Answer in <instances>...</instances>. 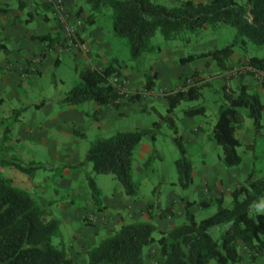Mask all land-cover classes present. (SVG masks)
I'll return each instance as SVG.
<instances>
[{
    "label": "rangeland",
    "instance_id": "374dc122",
    "mask_svg": "<svg viewBox=\"0 0 264 264\" xmlns=\"http://www.w3.org/2000/svg\"><path fill=\"white\" fill-rule=\"evenodd\" d=\"M153 1L172 6L162 0ZM244 1L237 0L239 3ZM41 2L48 12L45 22L50 19L53 25L47 33L57 35L61 45L53 46L54 52L45 57L40 55L42 51L35 53L32 49L35 54L23 64L6 67L13 78L5 79L0 69V160L12 161L23 168L0 166V177L8 179L11 186L34 197L58 221V232L51 237V243L64 249L72 260L86 264L85 251L117 229L111 226L106 230H94L95 223L100 219L104 221L105 215L95 218L86 175L92 177L99 187V198L101 205L106 206V212H115L117 200L144 203L145 208L150 209V214H142L131 221L125 218L122 223L150 222L154 226L152 236L157 238L161 231L183 222V209L178 210L183 199L193 201L189 210L195 220H199L215 211L216 203L212 194H218L216 188L219 183L222 186V206L228 208L231 205L228 190L233 185L242 183L247 175L254 179L264 174V129L253 130L251 120L244 112L240 127L235 131V137L240 141L236 147L241 157L238 165L225 166L220 147L211 138L217 105L222 101V88L235 95L237 85L241 82L249 92L257 93L264 102V89L260 85L264 74L255 72L248 75L244 67L247 56L263 57L264 49L250 43L234 47L225 70L218 69L209 58L179 64L178 58L187 53L220 47L232 40L233 27L217 24L207 26L197 33L184 32L168 40L156 32L150 38V43L157 46L158 50L131 59L125 40L113 36L111 32V11L108 7L92 11L86 0H61L66 23L72 33L86 45V51L79 52L66 46L52 5L46 0ZM20 17L22 20L27 18L26 10ZM89 18L93 20L91 24L86 23ZM37 24L33 20L26 28L34 29ZM77 27H82V30L96 28L97 33H88L87 36H94L97 40V35H102L100 41L110 49L108 56L105 57V53L98 57L93 55L94 58L90 59L92 51L78 33ZM35 43L39 44L37 40L33 45ZM113 58L117 60L115 65L120 71V77L115 81L117 86L111 77L107 82L122 93H139V100L125 105L121 100L117 109L104 108L103 115L100 117L98 114L96 119L92 116L96 108L92 102L75 105L61 102L64 94L78 82L76 68L82 65L102 68ZM152 71H157L159 75L154 79L153 88L143 91L144 77ZM240 74L243 76L241 81ZM194 80L202 85L200 97L181 101L170 114L173 122L170 127L167 121L160 118L166 115L164 97L180 87L192 84ZM197 106H203L204 112L189 116L183 114L184 110ZM152 122L159 123L154 140L142 136L132 153L131 178L137 185L135 197L126 196L109 174L91 172L90 163L84 161L90 141L96 137L111 136L116 131L150 128ZM261 123L264 124V111ZM175 136L181 138L185 158L191 165V181L185 187L178 183L174 166V160L179 156L172 141ZM246 144H250L251 148H246ZM207 189L211 190L210 195ZM261 203H264V197ZM167 206L171 211L174 210V214L171 212V216L158 217L159 212ZM249 212L261 213L256 212L254 207ZM117 214L113 215V219H116ZM261 214L264 216V213ZM89 216L91 219H88ZM223 228L212 227L209 233L216 238ZM260 239L264 242V236ZM238 251L243 260L235 264H252L248 261L246 246L240 242ZM142 256L143 264H161L155 243L145 246ZM255 259L256 264H264V244ZM211 264L215 263L211 261Z\"/></svg>",
    "mask_w": 264,
    "mask_h": 264
},
{
    "label": "trees",
    "instance_id": "16d2710c",
    "mask_svg": "<svg viewBox=\"0 0 264 264\" xmlns=\"http://www.w3.org/2000/svg\"><path fill=\"white\" fill-rule=\"evenodd\" d=\"M90 10L98 11L108 7L111 11V32L125 40L129 57L137 58L142 53L158 50L150 43L157 32L163 39H174L184 32L197 33L207 26L223 24L233 27L232 40L220 47H210L199 52L187 53L178 58L179 64L197 59L209 58L218 69L225 70L227 60L236 46L247 43L264 49V0H182L174 6H164L152 0H86ZM92 18L86 23L91 24ZM43 45L51 48L61 45L57 35L45 33L32 35ZM42 56L43 53H40ZM115 58L102 68L82 65L75 69L78 82L62 97L61 102L75 105L92 102L96 119L104 108L117 109L121 100L131 103L139 100V93H119L107 79H118L120 71ZM245 73H264V56L249 55L244 62ZM156 71L144 77L143 91L154 86ZM181 77V76H180ZM182 78V77H181ZM243 76L239 75V81ZM183 79V78H182ZM264 89V80L260 83ZM202 85L194 80L192 84L167 94L166 115L160 117L173 126L170 114L181 102L198 99ZM34 106H38L34 104ZM264 102L255 92H249L239 82L237 93L231 95L222 88V101L217 105L211 138L220 147L225 166H235L241 161L236 152L240 141L235 131L242 122V113L250 118L254 130L264 129L261 123ZM203 106L188 108L185 115L203 113ZM159 127L152 122L150 128L133 131H116L108 137H96L88 144L84 161L91 165L94 174H109L129 197L137 194V185L131 179L132 150L142 136L154 140ZM178 157L174 160L178 183L185 187L191 181V165L185 158L180 137H173ZM246 148H251L246 144ZM10 165L21 168L12 161L0 160V166ZM92 207L102 210L99 190L92 177L86 175ZM230 207L222 206L221 191L214 195L215 211L199 220L189 210L193 201H183L184 220L181 224L152 236L154 226L147 221L121 223L115 231L85 251L86 264H143V248L153 243L158 246L161 264H235L243 260L238 251L239 242L246 246L248 261L252 264L262 249L260 237L264 236V216L249 211L264 197V174L244 181L228 191ZM171 216L170 207L160 211L158 217ZM224 226L216 238L209 229ZM58 221L26 192L11 186L6 178L0 177V264H78L61 247L51 243V237L58 232Z\"/></svg>",
    "mask_w": 264,
    "mask_h": 264
},
{
    "label": "crops",
    "instance_id": "0c3cea01",
    "mask_svg": "<svg viewBox=\"0 0 264 264\" xmlns=\"http://www.w3.org/2000/svg\"><path fill=\"white\" fill-rule=\"evenodd\" d=\"M67 1L68 0H65V2ZM162 1H165V3H171V5L174 6V5H177L182 0H162ZM194 1H200V0H194ZM13 3H15L14 6H13ZM24 10H26L27 18H24L22 20L20 16ZM47 18H48V12L46 10V7L43 6L41 0H0V51H1L0 69H1V73L5 74L4 75L5 79L14 77L12 73L9 74V71L6 70L7 69L6 67L13 68L15 66L21 65L25 61H27V59H29L33 54L37 53L38 51L43 52L42 57H45L46 54L50 52H54V47L43 49V45L41 43L39 44L35 43V45H33V42H35L36 40L32 38V35H42V34L47 33L48 31H51L52 26H53L51 24L52 21L49 19L47 22H45ZM33 20L38 22L37 27H35L34 29H27L26 28L27 24ZM77 29H78L77 30L78 33L81 34L84 40L86 41L89 50L92 51V54L90 53L91 54L90 59L94 58L93 55L98 57L99 55H103L107 53L105 54V57L108 56L110 49L107 44L102 43L100 41L103 37L102 35L100 34L97 35V40H95L94 36L92 37L87 36L88 33L91 35L94 33H97L98 30L96 28L82 30V27H79V28L77 27ZM43 30L46 32H43ZM6 42L8 43V46L6 45ZM32 49L35 50L36 52L34 53ZM107 58L110 59V57H107ZM55 63H56V60H55ZM14 73L16 74V76H18L15 71ZM178 77H180V75H178ZM131 103H135V101ZM127 104H130V103H127ZM123 105H125V103H123ZM129 107L130 106H128L127 108ZM103 111L104 109H102L100 113V117L103 115ZM132 153H133V150H132ZM130 174H131V171H130ZM238 184H240V182L233 185V187L237 186ZM221 187H222L221 183H219L218 187L216 188L217 193L221 191L220 190ZM97 189L99 190V195L101 196V191L99 187H97ZM206 192L209 195L211 194L210 189L209 190L207 189ZM212 196L214 195L212 194ZM183 200L188 201L186 199H183ZM182 204L183 202H180V206L178 207L179 211L183 209ZM102 206H103L102 211L99 210L97 212V210L92 209L94 215H96L95 216L96 219L100 215H105L104 221H101L100 219V221L98 220L97 223H95L96 227L94 228V230H96L97 228L106 230L108 227H111V226L114 229L115 227L117 228L122 223V221H124L125 218L131 221L134 218L136 219L137 217L141 216L142 214L143 215L147 213L150 214L149 213L150 209L148 208L146 209L145 204L142 202H138V201L137 202L130 201L126 203L121 200H117L115 204V208H114L115 212L113 213L106 212L107 211L105 208L106 206L105 205H102ZM122 209H124L125 211ZM171 212L172 214H174V210H172ZM115 213H118V214L116 215V219H113L114 218L113 215ZM170 219H172V217ZM106 234H109V232L106 231ZM261 244L263 245L264 242ZM254 262H256V259L254 260Z\"/></svg>",
    "mask_w": 264,
    "mask_h": 264
},
{
    "label": "built area",
    "instance_id": "2783aa9c",
    "mask_svg": "<svg viewBox=\"0 0 264 264\" xmlns=\"http://www.w3.org/2000/svg\"><path fill=\"white\" fill-rule=\"evenodd\" d=\"M49 2L52 7L54 8L55 15L57 18V22L62 30V33L64 34L63 40L67 47L71 48L72 50H76L79 52H85L86 51V45L83 41L79 40L76 35H74L69 27V25L66 23L65 14L63 13L62 3L61 0H46ZM259 72V71H256ZM263 73V72H261ZM264 74V73H263ZM112 78V77H111ZM114 83L117 79L112 78ZM115 89L118 90L115 86L117 84L115 83V86L111 84ZM120 89V88H119ZM119 93H122L123 91H119ZM88 219H91L89 216Z\"/></svg>",
    "mask_w": 264,
    "mask_h": 264
},
{
    "label": "clouds",
    "instance_id": "9594fccd",
    "mask_svg": "<svg viewBox=\"0 0 264 264\" xmlns=\"http://www.w3.org/2000/svg\"><path fill=\"white\" fill-rule=\"evenodd\" d=\"M254 210H255L256 212L264 213V203H261V204H255V205H254Z\"/></svg>",
    "mask_w": 264,
    "mask_h": 264
}]
</instances>
